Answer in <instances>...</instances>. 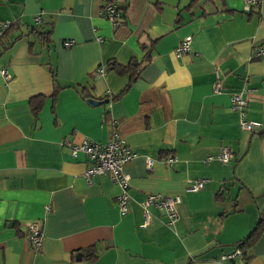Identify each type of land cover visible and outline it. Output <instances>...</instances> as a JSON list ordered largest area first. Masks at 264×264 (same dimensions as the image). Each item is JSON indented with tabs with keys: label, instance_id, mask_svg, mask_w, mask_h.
I'll return each mask as SVG.
<instances>
[{
	"label": "crops",
	"instance_id": "obj_1",
	"mask_svg": "<svg viewBox=\"0 0 264 264\" xmlns=\"http://www.w3.org/2000/svg\"><path fill=\"white\" fill-rule=\"evenodd\" d=\"M111 2L125 17L117 26L102 13ZM243 7L0 0V264H264V227L248 248L237 245L264 212V0ZM186 36L190 50L177 55ZM132 60L134 75L107 67ZM239 91L247 119L261 122L253 131L230 109ZM113 137L133 153L126 213L121 186L109 173L87 177L91 160L72 153L84 138ZM224 146L233 155L225 164L216 158ZM168 154L177 160L167 164ZM196 179L204 187L187 191ZM156 193L180 195L173 224L154 205L145 221L140 202ZM34 220L38 249L27 239Z\"/></svg>",
	"mask_w": 264,
	"mask_h": 264
},
{
	"label": "built area",
	"instance_id": "obj_2",
	"mask_svg": "<svg viewBox=\"0 0 264 264\" xmlns=\"http://www.w3.org/2000/svg\"><path fill=\"white\" fill-rule=\"evenodd\" d=\"M261 0H244L245 11L258 4ZM103 15L108 18L114 25H119L124 22L125 17L122 15L121 9L116 2L107 3L102 8ZM39 20L38 17L35 18ZM11 23H2V28H8ZM191 36H186L180 44L176 47L175 52L177 55L188 52L190 50ZM71 41H64V45L68 46ZM256 56H264V48L261 47L257 50ZM98 73L103 74L104 68L99 67ZM5 70H2L4 73ZM222 88V83L219 78V72H215V80L213 82V91L219 92ZM246 99L242 96V92H236L231 95L230 109L239 113V122L243 130L253 131L254 128L260 127L261 122L256 120H249L245 116ZM77 151L85 153V155L91 160V165L86 170V176H92L95 174L109 173L111 178L117 182L121 188L122 193L118 196L117 202L122 213H126L129 208L130 195L128 193V175L124 172V166L133 157V153L130 152L127 145L122 138L113 137L105 144H101L89 138H84L79 144L73 147L72 153L76 154ZM233 157L231 150L224 146L221 151L216 155V158L222 163H228ZM213 155L207 156V160H212ZM167 164H172L177 160L175 155H166L162 158ZM148 168L153 164L152 159L146 161ZM206 179H196L188 183L187 191H198L204 187ZM181 197L178 194L163 195L160 193L146 195L140 205L143 208L144 219L146 222L150 220L149 207L154 205L162 209L167 217L168 223L171 225L177 218L176 207L180 203ZM42 230L38 224V221L34 220L29 224V231L27 235L28 242L34 249H38L42 241ZM239 253L236 250L234 253L226 255L225 258L233 259Z\"/></svg>",
	"mask_w": 264,
	"mask_h": 264
},
{
	"label": "trees",
	"instance_id": "obj_3",
	"mask_svg": "<svg viewBox=\"0 0 264 264\" xmlns=\"http://www.w3.org/2000/svg\"><path fill=\"white\" fill-rule=\"evenodd\" d=\"M107 67L109 69H113L116 72H118L119 74H130V75H134L137 72V69L139 67V63L135 60H132L130 63H128L127 65H121L118 64L117 62H113V61H109L107 63ZM128 85L126 86V88H124L118 95H112V99L115 97H118L120 94H122L126 89H127ZM111 98V97H110ZM108 100V98H107ZM264 227V212H262L260 214L259 220L257 225L248 233V235L237 245L241 248V249H245L248 248L254 241L255 239L258 237V235L260 234V232L262 231V228ZM97 257V252L96 250L92 247L88 248V254L85 257L86 259L89 260H94Z\"/></svg>",
	"mask_w": 264,
	"mask_h": 264
},
{
	"label": "water",
	"instance_id": "obj_4",
	"mask_svg": "<svg viewBox=\"0 0 264 264\" xmlns=\"http://www.w3.org/2000/svg\"><path fill=\"white\" fill-rule=\"evenodd\" d=\"M90 101H93L92 99H89ZM80 254V253H79ZM78 258H80V256L78 257Z\"/></svg>",
	"mask_w": 264,
	"mask_h": 264
}]
</instances>
